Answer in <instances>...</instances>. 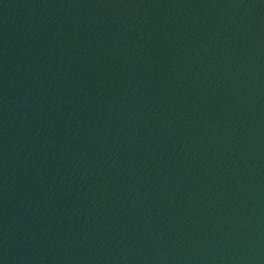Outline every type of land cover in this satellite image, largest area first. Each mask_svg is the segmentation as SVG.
Here are the masks:
<instances>
[{
	"label": "water",
	"instance_id": "water-1",
	"mask_svg": "<svg viewBox=\"0 0 264 264\" xmlns=\"http://www.w3.org/2000/svg\"><path fill=\"white\" fill-rule=\"evenodd\" d=\"M0 264H264V0H0Z\"/></svg>",
	"mask_w": 264,
	"mask_h": 264
}]
</instances>
